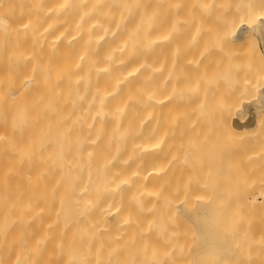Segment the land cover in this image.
I'll return each instance as SVG.
<instances>
[{"label":"bare ground","instance_id":"1","mask_svg":"<svg viewBox=\"0 0 264 264\" xmlns=\"http://www.w3.org/2000/svg\"><path fill=\"white\" fill-rule=\"evenodd\" d=\"M229 2L0 0V264H264V88L224 95L212 57L264 35V0ZM216 91L250 115L210 117Z\"/></svg>","mask_w":264,"mask_h":264},{"label":"rangeland","instance_id":"2","mask_svg":"<svg viewBox=\"0 0 264 264\" xmlns=\"http://www.w3.org/2000/svg\"><path fill=\"white\" fill-rule=\"evenodd\" d=\"M245 1H246V0H243V1H242V0H240V1H239V0H235V1L233 0V2H234L236 5H238V4H244ZM243 2H244V3H243ZM234 3L232 4V3H231V0H230V2H229V4H230L231 6H234V5H235ZM222 6H223V5H222ZM220 9H221V8H220ZM218 11H220V10L218 9ZM221 11H222V10H221ZM221 11H220V12H221ZM220 12H217V13H219V14H217V13H216V14H217V15H220L223 11H222L221 13H220ZM223 14L226 15L225 11H224ZM221 15H222V14H221ZM215 17H216V16H215ZM215 17H214V19L217 20ZM217 17H219V16H217ZM220 17H221V16H220ZM223 17H224V16H222L221 18H223ZM221 18L219 19V21H220V20H221V21H225V19H224L225 17H224L223 19H221ZM214 19H213V20H214ZM221 21H220V22H221ZM215 22H216V21H215ZM215 22L212 21L213 25H214ZM223 23H224V22H223ZM222 25H224V24H222V22H221V24L219 23V25H216V27H219V30H220V28H222V27H221ZM224 26H225V25H224ZM213 27H214V26H213ZM214 28H215V27H214ZM223 29H224V27L222 28V30H223ZM222 30H221V31H222ZM215 32H216L217 34H220L219 32H217V30H215ZM255 32H256V34H254ZM255 32L252 33L253 35L251 34L253 37H252V36L248 37V41H247V39H241V40H239V39H235V38H229V36L223 35L222 33L220 34V37H217V39H216V41H220L219 38L222 37L220 43H219V42H215V41L213 40V41H214L213 44H214V43H215V44H220V45H217V46L214 45V48H217V49H215L216 51L220 49V50H219L220 52H217V54H216L217 57H216V55H215L216 51H215V53L212 52V54H213L212 57H214V60H215V58H216L215 61H217V59H219V56H220L219 53H223L222 55H224V57H225L224 60L222 61V63H221V61H217V63H220L221 66H222V64L224 63V64H223V68H222L221 66L217 65V63H216V68H220V67L222 68L221 71H220V69H217V70H219V72L216 71L217 74L220 75V77H219V75H217V74L215 75V77H217V80H219V78H220V80L223 78V80H222L223 82L227 80V81L224 82V83L221 81L222 84H221L220 82H219V84H217V85H219V86H223V89H224L223 94L225 93L224 95H226V91H225V88H224V87H225V86L227 87L228 85H229L228 88H231V89L233 88V90H236V89L240 90V88H241V89H244V88H245L246 90H249V87H248L249 84H248V83H250L249 81H250L252 78H257V79H256L257 82L255 81V82L257 83V86H259V84L262 83L261 85H262L263 88H264V83H263V82H264V66H263V65H264V62L262 63V61H263V59H264V35H263V33H262L260 30L255 31ZM260 35H261V36H260ZM213 37H216V35L213 36ZM213 37H212V38H213ZM227 37H228V39H227ZM224 39H225V41H223ZM230 39H231L232 41H234V45H235V46H237V45L239 44V43L237 44V42H240V41L242 42V41L244 40L242 43L245 42L244 44H246V45H244V44H240V46H242V49H241V47H240V50H238V51H240L239 55L241 54V55H240V56H241V59H242V58H243V59L247 58L250 62H252L251 64L248 62L247 59H245V60L242 59V60H241L240 58H238V60H237V58H236L237 62L239 63V64H237L236 60L233 59V58H235L233 54L238 53V52H236L235 50H237V49H239V48H237V47H236L237 49L234 48L235 46H232V45H231V42H232V41H231ZM207 40H208V39H207ZM228 41L230 42V44H229V45H230V51H231V47H232L233 49H235V50H233L234 53H231V52L229 51V49H227L226 46H228V45H226V42L229 43ZM221 42H222V45H223V46L226 45L225 47H226V50H227V51H226L225 49H223V46L221 45ZM224 42H225V44H224ZM205 43H206V42H205ZM208 43L210 44V41H208ZM248 43H250V44H248ZM209 44H208V45H209ZM213 44H210V45H213ZM247 44L250 45L248 48H246V47L248 46ZM243 45H244L245 47H244ZM215 46H216V47H215ZM219 46H221V48H220ZM212 47H213V46H212ZM225 47H224V48H225ZM228 47H229V46H228ZM238 47H239V46H238ZM244 48H246V49H244ZM251 48H252V50H250ZM221 49H222V50H221ZM259 49H260L261 51H260ZM244 50H246V54H244V53H245ZM258 50L261 52V54H262V53H263V54L260 55V52H259ZM223 51H224V52H223ZM233 51H232V52H233ZM242 51H243V52H242ZM228 52L231 53V55H229ZM247 52H249V56H251V59H249L250 57L248 56V53H247ZM224 53H225V54H224ZM258 53H259V55H258ZM225 55H228V56H227V62L225 61V60H226V56H225ZM236 55H237V54H236ZM236 55H235V56H236ZM242 55H245V56L243 57ZM252 55H253V56H252ZM260 56L263 57V58L261 59ZM212 57L209 56V58H210L209 60L212 59V62H213V58H212ZM228 57H229V58H228ZM230 57L232 58V60H234V64L232 63L233 61L231 60ZM252 57H254V59H255V57H256V59L258 58L259 60H256V59L254 60ZM220 58H221V56H220ZM222 59H223V58H222ZM222 59H221V60H222ZM209 60H208V61H209ZM228 60H231V62H230L231 64H230V65H227V64H229V61H228ZM246 60H247V62H246ZM239 61H240V62H239ZM253 61H254V62H253ZM210 62H211V61H210ZM212 62H211V64H212L211 66H212V68H213L214 71H215V68H214L215 66L213 67V65H215V64L212 63ZM255 62L257 63V66H256V63H255ZM225 63H226V65H227V67H226ZM242 63H243V64H242ZM259 63H260V65H259ZM236 64H237V65H236ZM241 64H242V65H241ZM245 64H246L247 66H246ZM248 64H250V65H248ZM253 64H254V65H253ZM235 65H236L237 67H235ZM217 66H219V67H217ZM229 66H231V69H230ZM241 66H243V67H245V68H242ZM234 67H235V68H234ZM248 67H249V69H248ZM253 67H255V68H258V67H259V70H258V69H255V68H253ZM227 68H228V69H227ZM232 68H233V70H232ZM239 68H240V69H239ZM246 68H247L248 70H247ZM251 68H253V69H251ZM260 68H262V69H260ZM229 69H230V71H232V74H230V73H231V72H230L229 75H227ZM236 69H237V70H236ZM241 69L243 70L242 72H245L244 74H243L242 72L240 73ZM250 69H251L252 71L254 70L253 73H252V71H251V73L253 74V77H252V75L250 74ZM227 70H228V71H227ZM260 70L263 71V72H262V74L260 73V78H259L258 75H259ZM222 71H223V72H222ZM234 71H235V72H234ZM236 71H237V72H236ZM248 71H249V72H248ZM256 71H258V72H256ZM220 73H221V74H220ZM222 73H224V74L222 75ZM234 73H235V76H234ZM237 73H238L239 76H240L241 74H243L244 78H243V77H242V78L238 77V76L236 75ZM239 73H240V74H239ZM255 73H257V76H256V77L254 76V75H256ZM226 75H227V76L233 75L234 78H233L232 76H230V77H232V78L228 77V78L226 79V77H224V76H226ZM221 77H222V78H221ZM236 77H238L239 79L237 78V80H236ZM251 77H252V78H251ZM229 78H230L229 83L231 82V85L228 83ZM258 78L260 79L259 81H258ZM261 78H262V79H261ZM215 79H216V78H215ZM243 79H244V80H243ZM249 79H250V80H249ZM220 80H219V81H220ZM241 80H243V81L241 82ZM233 81L235 82V84H236V82L240 81L241 84H240V83H237V84L235 85ZM244 81H245V83H243ZM251 81H253V80H251ZM260 81H261V82H260ZM232 82H233V85H234L235 88L233 87ZM258 82H259V83H258ZM225 83H227L228 85H225ZM253 83H254V81H253ZM246 84H247L248 86H247ZM250 84H251V83H250ZM224 85H225V86H224ZM237 85H238V87H237ZM240 85H241V86H240ZM261 85H260V87L262 88ZM239 86H240V87H239ZM236 87H237V88H236ZM253 87H254V85H253ZM255 87H256V86H255ZM263 88H262V89H263ZM221 89H222V87H221ZM221 89H220V90H221ZM216 90H217V89H216ZM220 90H219V91H220ZM233 90H232V91H233ZM249 91H250V90H249ZM250 92H253V91H250ZM255 92H256V94H255ZM255 92H254L255 95L252 96L250 100H253L252 102H255V104H257V106H258V107H255V108H254V110H256V111H255L256 113H255L254 117H255V119L257 118V119H256V121H257V122H256V126H257L258 124H260V125L262 126V127H260V125H258V127H259L258 131L261 132V131H264V123H263V122H264V120H263V119H264V113H263V111H264V110H263V109H264V94L261 93V92H258V91H255ZM214 93H215V92H214ZM247 93H249V92H247ZM216 94L219 95V96H216V97H217V98H220V99H221V102H215L217 98H216L215 96L212 95V96H213L212 99L207 98L206 101H204L205 99L203 100L206 104H209V106L205 105L204 102H203V104H204L205 106L203 105V108H201L202 106L200 107L201 110H208V111H210V112H209V113H210L209 115H212L213 113H214L215 115H217V116H215V115L213 116V115H212V116H210V117H213V118L215 117V118H217V119H219V118L221 117L222 119H224V117H222V114H221V113H222V112H223V114L225 113L224 110H225L226 107H227V110L230 111L231 114L227 111V112H226L227 114H225V115H228V113H229V114H230L231 116H233V117H238V118L240 117V119H241V118L244 119L245 117L247 118V117L250 115L249 112H246V113L244 112V113H243L242 110H237L238 106H236V105H235V108H234V107H233V105H234L233 103H234V102L231 101V103H230V99H228L227 101H226V98H225V99H222L221 97H222V96L224 97V95H220V94H222V92H217V91H216ZM216 94H214V95H216ZM236 94H237V93H236ZM250 94H251V93H250ZM250 94H249V97H250ZM251 95H253V94H251ZM208 97H209V96H208ZM234 97H235V96H234ZM214 98H216V99H214ZM232 98H233V97H232ZM232 98H231V99H232ZM213 99H214V101H213ZM208 100H210V101L208 102ZM211 100H212L213 102L216 103V104H215L216 107L214 106V104H213V102H212ZM236 100H237V99H236ZM256 100H257L258 102H257ZM217 101H220V100H217ZM237 101H238V100H237ZM222 102H223V104H219V103H222ZM224 102H226V103H224ZM235 102H236V101H235ZM217 104H219V105H217ZM225 104H227V105L225 106ZM232 104H233V105H232ZM235 104H236V103H235ZM212 105H213L214 107H213ZM220 105H223V106H220ZM231 105H232V107H231ZM199 106H200V105H199ZM211 106H212V108H215V109H214V110L211 109V108H210ZM217 106H219V108H217ZM229 106H230L231 108H228ZM205 107H206V108L208 107V108L206 109ZM222 107H224V108L222 109ZM216 108H217V110H219V111L221 112V113H220L221 116L219 115V111H217V112L215 111ZM221 109H222L223 111H222ZM231 109H232V110H231ZM212 110H213L214 112H213ZM261 110H262V112H261ZM211 111H212V112H211ZM225 111H226V110H225ZM233 111L235 112V115H234ZM215 112H216V113H215ZM236 112H237V113H236ZM211 113H212V114H211ZM247 113H248V114H247ZM258 113H259V114H258ZM262 113H263V115H262ZM257 114H258V115H257ZM209 115L207 114V115H205V117H206V116L209 117ZM230 115H229V116H226V117L229 118ZM203 116H204V115H203ZM223 116H224V115H223ZM259 116H261V118H260ZM226 117H225V118H226ZM258 117H259V118H258ZM262 117H263V118H262ZM215 118H214V119H215ZM230 118H231V117H230ZM246 118H245V119H246ZM220 120H221V119H220ZM262 120H263V121H262ZM261 121H262V122H261ZM261 123H262V124H261ZM218 125H219V123H217V126H218ZM258 127H257V128H258ZM257 128H256V130H257ZM260 128H261V129L263 128V130H260ZM216 132L219 133V131H216ZM261 134H262V133H261ZM217 135L220 136V134H217ZM263 135H264V132H263ZM223 136H224V135H223ZM230 139H231V138H230ZM226 140H227L228 143H229V144H227V146H229V145L231 146V142H233L232 144H234V140H235V139L232 138V139H231L232 141H231V140H228V139H226ZM229 141H231V142H229ZM238 142H240V141H239L238 139H236V140H235V145H234L235 148L237 147V143H238ZM240 144H241V145H240ZM242 144H243V143H238V145H240L241 147L244 146V145H242ZM244 144H245V143H244ZM237 148H239V147H237ZM227 151H228V148H227L226 146H225V147H222V148L220 149V153L218 154V156H221V157H223V159H226V161H225L224 163H228L229 165H233V166L238 167V168H239V169H238V173H239L240 175L246 174V173H247V170H246L245 168H246V166H247V162L244 164L243 161H242V159L240 158V155H238V154H236V153H229V154H228ZM242 168H243V169H242ZM234 171H235V170H234ZM235 172H236V171H235ZM189 228H190V231L192 232L193 235H195V234H196V235H200V234H199V231H198L194 226H192L191 224H190V227H189ZM177 253H178V254H177V255H178V256H177L178 262H177V263H173V264H193L192 259H195V258H193V255H191L188 251H183V252H182V251H177ZM179 253H180V254H179ZM213 254H214V251H213ZM204 255H205V254H203L202 256H204ZM218 255H219V258H222V257H221V252H220V251H219ZM224 258H227L226 260H224L225 264H231L232 261H231L230 258H232V257H224ZM138 260H139L138 264H157L156 262H154L151 258H149V257H147V256H145V257L140 256V258H139ZM168 264H170V262H169Z\"/></svg>","mask_w":264,"mask_h":264}]
</instances>
